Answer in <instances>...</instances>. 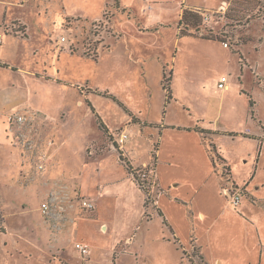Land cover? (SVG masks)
I'll list each match as a JSON object with an SVG mask.
<instances>
[{
  "label": "rangeland",
  "instance_id": "obj_1",
  "mask_svg": "<svg viewBox=\"0 0 264 264\" xmlns=\"http://www.w3.org/2000/svg\"><path fill=\"white\" fill-rule=\"evenodd\" d=\"M226 1L227 14L215 15L212 40H205L211 35L201 29L194 31L197 37L178 35L183 7L215 9L221 0H0V32L7 30L0 47V264L87 263L76 250L83 243L75 239L81 217L89 219L82 225L93 246L88 264H189L176 248L152 239L158 232L148 221L156 196V146L191 136L180 128L204 127L209 147L216 146L238 182L259 173L263 158L260 141L246 131L257 136L264 130V0ZM224 77L227 88L220 89ZM22 109L36 117L22 135L52 141L72 183L49 168L27 180L38 154L25 149L23 136L6 120ZM131 113L143 125L132 123ZM124 134L128 157L118 141ZM143 170L149 172L147 188L138 175ZM55 183L91 200L94 209L76 208L63 228L45 221L41 204ZM95 184L102 198L99 220L90 219L97 204L81 190ZM141 199L143 219L132 203ZM37 218L49 233L41 252L19 231Z\"/></svg>",
  "mask_w": 264,
  "mask_h": 264
},
{
  "label": "crops",
  "instance_id": "obj_2",
  "mask_svg": "<svg viewBox=\"0 0 264 264\" xmlns=\"http://www.w3.org/2000/svg\"><path fill=\"white\" fill-rule=\"evenodd\" d=\"M225 1L221 0V4ZM228 3L231 5V2ZM221 4L215 9L209 10H202L200 7H183L177 29L178 35L194 36V31L201 29V33L206 32L211 35L205 40H212V30L215 29L214 25L217 23L213 24V20L211 23H205L203 14L214 12L219 9ZM116 5L117 9H120L119 2ZM185 14L189 15L188 22L187 24L185 22L181 24ZM98 20L100 18H97L95 22ZM4 22L9 27L12 23L7 22V20ZM202 23L204 27L205 25L208 27L207 30L201 26ZM112 27L111 21H108L105 25L108 31L111 30V35L114 33ZM4 29L2 45L7 31L5 27ZM26 30L28 32V29ZM109 48L106 50H109ZM70 52L74 55L73 51L70 50ZM137 62L144 64L141 59ZM164 72L166 73V70ZM130 117L132 123L143 125L134 113H131ZM99 123H102V121L100 120ZM105 125L104 128L113 130L109 125ZM128 125L130 124L128 123ZM151 125L154 126L155 124H150V127H152ZM175 131L174 128L173 135H176ZM177 131L182 134H191V136L183 139L180 136H172L168 143L165 142L164 145H160V148L156 146L157 150L153 155L155 169L152 178L154 186L152 188L156 196L148 221L149 224H154L158 232L152 235V239L167 247L176 248L182 254V260H187L189 264H198V259L201 264H264V166L262 164L264 158V130L262 129V133L257 136L253 135L252 130L249 135L246 131V135L260 141L259 149L263 153V158L260 160L261 169L259 173L253 177L243 176L241 182H238L231 175V167L225 158L217 154L216 159H213L211 147L207 142L209 141L208 137L211 135L206 128L197 126L195 129L185 130L180 128ZM165 137L167 138V136ZM127 146L129 145L126 142L124 150L128 157ZM48 153L50 154V167L47 168L50 172L54 175L64 172L72 183V172L68 171L66 165L61 164L60 152L56 153V150L51 148ZM129 160L134 165L133 160ZM146 162H143V164ZM223 163L231 172V182L235 186H238L237 183L242 182L245 185L244 199L242 198L237 210L232 208L230 200L221 191L225 183L222 182L220 175H217V167L219 166L222 171ZM98 169L99 167L96 169L97 172ZM124 170L121 169L120 171L125 172ZM115 180L118 183L121 182L122 178L116 177ZM98 185L95 184L92 188L87 185L81 189L85 196L95 200L97 204L95 216L90 218L92 220H99L102 215L101 209L98 208L102 201L101 190ZM76 189L79 190L80 188L77 187ZM141 202L142 199L140 202L132 201V203L138 204V216L143 219L144 210L141 207ZM34 210L39 213L37 208ZM20 214L24 215L26 213ZM39 215L40 213L38 217ZM87 220L89 219L79 218L76 226L78 232L75 235L77 238L75 239L76 242L81 241L91 246L88 256L89 261H91L93 246L82 233V225H85ZM101 224L103 231L108 230V225L105 222ZM41 225L40 218H37L36 225H23L22 229L19 230L21 233H25L26 243L34 245L39 252L48 247L49 243L48 230ZM127 241L131 240L128 238ZM89 261L83 264H88Z\"/></svg>",
  "mask_w": 264,
  "mask_h": 264
},
{
  "label": "built area",
  "instance_id": "obj_3",
  "mask_svg": "<svg viewBox=\"0 0 264 264\" xmlns=\"http://www.w3.org/2000/svg\"><path fill=\"white\" fill-rule=\"evenodd\" d=\"M230 4L228 2H223L219 9L214 12H206L203 14V20L205 23H211L212 20L214 21L215 15L218 16L219 19H223L229 10ZM4 37V33H0V46L2 45V39ZM66 39H63L65 41ZM224 48H228L229 43H223ZM227 80L226 77L222 78L219 83L220 89L227 88ZM6 120L10 129L18 130L17 133L23 134L24 129L26 127L31 126L34 122L35 114L33 110H20L16 112H12L11 114H6ZM251 130H247V134L249 135ZM23 138L19 140L23 141L25 149L30 153L38 154L36 158V167L35 172L31 178H28V181H32L34 177L38 175L46 174L47 165L49 161L48 149L51 148L53 145L52 141H47L46 144L43 142L42 139L38 140L35 137L30 138L28 135H22ZM128 138L127 135H122L119 138V143L123 146L125 140ZM20 143V142H19ZM222 173H221V180L226 183L223 186L222 192L227 198L230 200L234 206H238L241 204V194L244 191L240 188H233L230 187L231 180L228 177H225V174H228V170L226 165H222ZM154 171V169H152ZM148 174L146 170H143L139 175L140 180L142 181V188H147L149 183L148 181ZM151 174V173H150ZM29 177V176H28ZM38 177V176H37ZM33 178V179H32ZM49 183V182H48ZM56 190L55 192H51L47 195V199L41 204V216L45 219V221L52 223V225H59L61 228L66 226V222L70 223L72 221V217L75 214L76 208H81L87 211H92L94 209V204L91 200L85 199L83 196L75 195L72 191H70L68 185H63L62 183H55L54 187ZM59 192V193H58ZM90 247L83 243L76 244V250L83 256V258H87L90 254Z\"/></svg>",
  "mask_w": 264,
  "mask_h": 264
},
{
  "label": "trees",
  "instance_id": "obj_4",
  "mask_svg": "<svg viewBox=\"0 0 264 264\" xmlns=\"http://www.w3.org/2000/svg\"><path fill=\"white\" fill-rule=\"evenodd\" d=\"M188 17H189V15H188V14H187V15L185 14L184 17H183V19H182L181 24H183L184 22H185V24H187V22H188ZM164 78H165V77H164ZM100 126L104 128V126H103L102 123H100ZM211 145H212V148H213V150H212V149H211V150L213 151V153H216V146H215L213 143H212ZM156 150H157V147H156ZM216 155H217V153H216ZM223 164H224V163H223ZM224 165H225V164H224ZM227 170H228V169H227ZM230 173H231V172L228 171V174H225L224 176H225V177H228V178L231 180ZM222 182H223V181H222ZM223 183H224V182H223ZM225 184H226V183H225ZM225 184H224V185H225ZM224 185H223V186H224ZM234 186H235V185H234ZM235 188H238V187L235 186Z\"/></svg>",
  "mask_w": 264,
  "mask_h": 264
}]
</instances>
